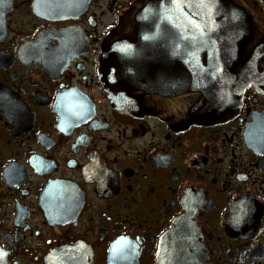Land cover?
Returning <instances> with one entry per match:
<instances>
[{
  "label": "flooded vegetation",
  "instance_id": "1",
  "mask_svg": "<svg viewBox=\"0 0 264 264\" xmlns=\"http://www.w3.org/2000/svg\"><path fill=\"white\" fill-rule=\"evenodd\" d=\"M138 0H0V264H264V90L172 128L116 109L106 37ZM264 30V0H248Z\"/></svg>",
  "mask_w": 264,
  "mask_h": 264
},
{
  "label": "water",
  "instance_id": "2",
  "mask_svg": "<svg viewBox=\"0 0 264 264\" xmlns=\"http://www.w3.org/2000/svg\"><path fill=\"white\" fill-rule=\"evenodd\" d=\"M102 76L112 105L172 128L220 124L246 90H264V30L248 0H138L108 34ZM177 223L165 264H197Z\"/></svg>",
  "mask_w": 264,
  "mask_h": 264
}]
</instances>
